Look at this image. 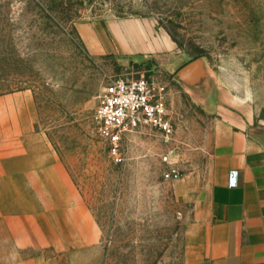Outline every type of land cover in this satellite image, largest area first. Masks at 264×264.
I'll list each match as a JSON object with an SVG mask.
<instances>
[{"label":"rangeland","instance_id":"obj_1","mask_svg":"<svg viewBox=\"0 0 264 264\" xmlns=\"http://www.w3.org/2000/svg\"><path fill=\"white\" fill-rule=\"evenodd\" d=\"M193 61L207 78L188 89L175 71ZM142 77L163 88L174 131L185 123L181 140L143 129L123 139L114 162L94 128L98 97L112 81ZM22 92L31 96L33 133L99 236L94 249L29 255L55 264H180L193 214L175 198L170 160L205 161L221 108L264 119V0H0V97ZM189 124L194 142L184 141Z\"/></svg>","mask_w":264,"mask_h":264},{"label":"crops","instance_id":"obj_2","mask_svg":"<svg viewBox=\"0 0 264 264\" xmlns=\"http://www.w3.org/2000/svg\"><path fill=\"white\" fill-rule=\"evenodd\" d=\"M88 37L96 49L95 33ZM203 68L202 61L184 64L175 79L197 89L207 78ZM195 91L193 99L203 104L206 98ZM216 115L221 119L215 118L213 150L205 161L194 156L185 164L170 160V168L179 173L171 180L175 198L193 214L180 264H264V119L234 108H221ZM181 124H174L176 142ZM185 128L189 136L184 141L194 142L195 126ZM33 132L31 96L0 97V264H53L29 254L48 248L94 249L99 241L63 167ZM231 173L235 186H229Z\"/></svg>","mask_w":264,"mask_h":264},{"label":"built area","instance_id":"obj_3","mask_svg":"<svg viewBox=\"0 0 264 264\" xmlns=\"http://www.w3.org/2000/svg\"><path fill=\"white\" fill-rule=\"evenodd\" d=\"M94 128L107 147L114 162H120L123 139L130 134L148 129L164 139L174 135L171 113L164 102L163 88L146 79L115 80L106 85L98 97L94 112ZM163 162H168L163 157ZM171 180L179 173L170 168ZM229 186H235L234 173Z\"/></svg>","mask_w":264,"mask_h":264}]
</instances>
